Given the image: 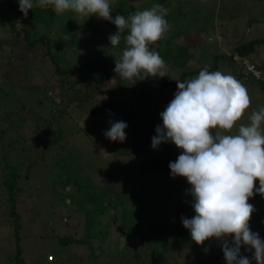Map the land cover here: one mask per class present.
Segmentation results:
<instances>
[{
  "label": "trees",
  "instance_id": "obj_1",
  "mask_svg": "<svg viewBox=\"0 0 264 264\" xmlns=\"http://www.w3.org/2000/svg\"><path fill=\"white\" fill-rule=\"evenodd\" d=\"M144 1L140 0L143 5ZM148 1L149 4L157 2ZM109 4L113 16L122 14L127 17L139 11L134 4L125 0H109ZM13 9L14 14L10 11L0 13V31H5L6 34L5 39L3 38L6 43L0 42V77L6 81L16 80L20 85L16 95L17 104L8 107V110H0V219L3 218V222L9 224L5 225L9 233L5 236L6 230L0 223V230L3 231V240L0 241V264H29L23 256L20 244L25 228L21 214L26 207L37 206L34 196L39 195L35 192L38 180L33 170L48 164V157L53 159V164L50 162L52 173L58 177V173L62 171L61 174L64 175V179L60 178L63 179V184L60 182L56 188L63 190L64 187L73 185L76 190L78 198L73 205L74 212L82 214L86 226L85 235L81 237H75L73 233L57 235L55 248L49 249L52 251H47L39 264H64L67 245L73 243L87 245L94 258L98 259L99 256L93 252L91 239L98 238L100 243L104 242L106 227L105 232L100 230V216L108 212H111L112 216V211L117 207L125 209L126 214L131 217L139 214L134 220L125 219L120 224V231L124 233L125 240L128 242L138 236L139 245L133 247L124 244L109 264H177L176 260L170 259L173 254L170 252L186 248L195 253L188 256L189 260L191 259L188 264H226L221 244L217 248L221 250V255L214 253L215 244L219 241L213 238L197 246L191 241L189 231L182 226L181 216L191 218L195 215L190 207L192 197L186 191V188L191 186L186 184L184 177H172L168 167L169 162H174L182 150L171 142L161 143L156 149L151 147V137L156 134L155 127L162 125L159 114L166 107L164 104L162 110L158 111L152 106L157 101H160L159 104L163 103V97L166 95L162 92L167 89L173 96L176 91L175 77L166 72L165 77L143 78L141 75L131 81L121 79L113 71L115 63L112 62L111 52L123 51L126 45L122 40L119 45L110 46L108 37L117 31L116 26L96 15L81 18L71 10L57 14L51 6H46L34 7L29 10L27 17H24L18 10V0L15 1ZM166 16L165 19L169 20ZM61 18H65L69 23L74 22L73 27L71 26L72 36L79 32L84 34L80 35L81 38L79 37L76 43H67L59 37L63 33L58 32L56 23L61 22ZM190 29L185 30L189 32ZM165 34L168 35V32ZM199 40L198 37L192 38L188 35L185 39L182 38L184 44L175 46L173 50L168 48L167 44H162L161 38L150 44L149 48L158 52L168 67L179 70L177 81L192 79L198 76L202 69L221 72L227 63L231 68V71H227L248 87V91L251 85L254 87L256 84L264 95V58L259 60L257 56H251L253 53L258 54L257 49L264 43V35L249 41L237 40L227 44L229 47L226 51H219L217 45H201ZM4 44H7L8 48L4 49ZM27 54L33 56L28 59ZM191 59L196 64L188 69ZM244 59L252 61L263 71H260L259 78L247 69L243 63ZM208 61L207 65L203 63L205 66L199 67L200 62ZM149 79L152 83L148 82ZM49 89L53 94H49ZM102 96H107V99L101 100ZM169 97L173 98L171 94ZM18 105L21 106L17 108ZM72 110L78 113L83 110L90 120L98 121L109 128L110 120H123L127 123L124 142L108 139L105 141L111 149V165L106 166L107 161L100 156V162L97 164L85 156L81 158V155L76 154L77 145L65 137L69 130L65 124V116L71 117ZM149 112H152L153 116L147 115ZM145 114L147 118L144 117ZM246 116L248 117V114H244L242 119L244 125H247ZM30 120L35 128L31 134L24 135L21 128ZM238 121L241 123V120ZM248 123L250 124L249 121ZM73 125L76 131L83 132L88 139H92L75 120ZM261 129L264 131V124ZM226 134L233 132L231 130ZM51 150L55 151L54 154H51ZM81 151L86 156L92 155L91 150L87 148ZM69 153H72V157ZM67 158L71 160L67 161ZM130 160L136 164L132 173L140 175L146 182L139 183L136 177L128 176L127 163ZM105 168L109 175L104 172ZM98 172V176L93 175ZM158 178L159 182H156ZM126 179H130V182L122 189L119 184L123 182L121 180ZM164 180L172 182L164 184ZM151 181L152 184H157V187L161 185V188L154 189L149 186ZM180 181L183 183L182 188L174 190ZM50 186L55 193L53 185ZM164 186L168 188L164 190ZM179 190H183L180 194L187 195L184 203L189 206L174 203L173 196ZM254 195L258 197V201L249 203L254 209L262 207L264 210V198L258 194ZM81 203L86 207H80ZM70 213L65 216L69 218ZM122 216H125V213H122ZM263 226L254 224L250 228L264 239ZM164 228L173 229L172 251H168L163 243ZM205 248H208L207 252L204 251ZM209 252L211 255L206 254ZM241 252L252 256V252H245L243 246ZM30 262L37 264L36 261ZM252 264H255V261H252Z\"/></svg>",
  "mask_w": 264,
  "mask_h": 264
},
{
  "label": "clouds",
  "instance_id": "obj_2",
  "mask_svg": "<svg viewBox=\"0 0 264 264\" xmlns=\"http://www.w3.org/2000/svg\"><path fill=\"white\" fill-rule=\"evenodd\" d=\"M18 4L24 17L34 7L46 6L57 14L71 10L81 18L96 15L116 26L108 37L110 46L122 40L126 45L113 69L121 79L166 76L164 59L149 48L171 28L165 19L169 9L161 4L127 17L113 16L109 0H18ZM250 103L247 89L234 76L202 69L195 78L176 81L172 100L159 114L162 125L151 137L153 149L171 142L182 150L168 165L172 177H184L191 186L187 192L195 215L181 216L182 226L197 246L213 238L221 242L226 264H264V239L250 228L255 209L248 202L254 194L264 198V107L251 113L250 124H241L238 134H226ZM109 124L105 138L124 142L127 123L110 120ZM100 151L106 154L103 148ZM242 246L252 252L251 257L242 254Z\"/></svg>",
  "mask_w": 264,
  "mask_h": 264
},
{
  "label": "rangeland",
  "instance_id": "obj_3",
  "mask_svg": "<svg viewBox=\"0 0 264 264\" xmlns=\"http://www.w3.org/2000/svg\"><path fill=\"white\" fill-rule=\"evenodd\" d=\"M15 1L16 0H0V2H2L0 3V13H2L3 11H10L11 14H14L15 9L13 8L15 7ZM125 2L134 4L139 9V11L150 9L155 4H161L163 7L168 8L169 15L166 16V18L169 19L167 20V22L171 26V28L167 31L168 35L164 34L162 38V44H167L168 48H171L173 50L175 46L184 44L182 43V38L185 39L186 37H188V35L192 38L198 37V39H200L199 43L201 45H217V49L219 51H226L229 47L228 45L230 43L232 44L236 42L237 40H240L241 42L249 41L264 35V0H157V2L153 1V3L150 4L148 0H145V5H143L144 3L140 2V0H125ZM71 22L72 23H69V21H67L65 18H61V22L56 23V27L59 33H63L59 36L62 40L66 41L67 43L74 44L76 43L75 41H77L79 37L81 38V36H83L84 34L79 32L76 36H72L73 32L71 31V26L73 27L74 22ZM186 28L191 29L189 30V32H186ZM172 34H176V36H174L175 38L171 36ZM169 35L171 37L168 38ZM5 36V31L3 32L1 30L0 42L3 41L4 43H6V41L4 40ZM167 40H170V42ZM2 47L4 49L8 48L7 44H4ZM257 50H259L258 54L256 55L253 53L251 56H257V59L259 60L263 59L264 43H262V45H260ZM31 55L33 56V54ZM31 55L27 54L26 56L29 59ZM121 55L122 51L120 50H114L113 52H111L112 62L115 63V59H120ZM248 62L253 65L254 69L262 71L261 69H258L252 61L249 60ZM188 63V69H191V67L196 64L193 59H191ZM203 63L207 65L209 61L207 63L200 62L199 67L205 66ZM249 69L251 70V68ZM222 70V73L230 74V72L227 70L231 71V68L226 63V65L223 66ZM166 72H170V74L175 77V81L178 80L177 76L179 70L167 66ZM4 79L5 78L0 77V110L5 111L9 109L8 107H13V105L17 104L16 95L18 89L20 88V85L16 83V80L6 81ZM190 79L191 78H189V80ZM148 82L152 83L151 79H149ZM250 87L251 89L249 91L247 90L251 100L250 106L249 108L245 109L244 113L242 114V118H240L241 123L238 121L237 124L234 125L232 129L233 134L238 132L239 126L242 124L244 114H248V117L246 116L245 123L249 124L248 121L250 122L251 113L254 110L258 111L261 107H264V95H262L261 88H259L256 84L254 85V87L252 85ZM245 88L249 89L248 87ZM48 92L49 94H53V91L51 89H49ZM162 93H164L163 95H166V97H163V103L159 104L160 101H157L155 103L156 105L154 104L152 106L154 110L161 111L164 104L165 106H167L168 103L172 100L169 97V94H171V97H173L172 93L168 89L163 91ZM20 106L21 105H18L17 108H19ZM81 112L82 113H78L75 110H72L70 114L71 117L65 116V124L67 125V127H69V130L67 131L65 137L70 139L71 143L77 145L75 147V151H78V153L76 154L81 155V158L85 156L92 162L94 161L98 164L101 157V159L107 161L106 166L111 165L113 161L111 149L108 147L109 144L105 142L107 138H105V136L103 135V133L107 131L109 127L105 124H101L98 121L90 120V118L83 110H81ZM147 115L153 116V113L149 112L147 113ZM147 115L145 114L144 117L147 118ZM74 120L78 126L84 128V130L87 132V135H90L92 139H88L87 136L83 134V132L75 130V127L73 125ZM263 124L264 123H262V125ZM34 128L35 125L33 121L30 120L27 121L25 125H23L21 131L24 135H29L32 133ZM86 148L88 150H91V156H86L81 151L83 149L85 150ZM101 148L104 149L106 154L101 153ZM54 152V150H51V154H54ZM70 155L72 157V153H69V156ZM60 158L61 160H63L62 157ZM69 160L71 159L67 158V161ZM47 161L49 162L45 166L40 167V169L33 170L38 180V183L35 187L37 188V191L35 192L39 195L34 196L37 206H34V208L26 207L21 214L22 221L25 224V228L23 229V238L20 244L23 248V256L25 257L26 261L29 262V264L31 263L30 261H36L37 264H39V262L41 263V260L43 259L45 253L47 251H52L49 249L55 248L54 242H56L57 235H61L64 233H73L75 237H81L82 235H85L84 227L86 226V223L82 217V214H80L79 212H74L75 207L73 205L77 202L78 198V195L75 193L76 190L74 189L73 185H70V187L72 188L64 187L63 190H58L56 186L60 184V182L64 179V175L61 174L63 172L61 171L60 173L58 171L59 173L57 177V175L52 173V167L50 168V165L53 164V159L51 157H48ZM148 165L149 163L147 164V166ZM135 166L136 164L131 162V160L127 163V170L129 171L128 176L136 177V181L138 180L139 183L146 182L145 179L140 177V175L132 173V168ZM106 170L107 168H105L104 172L109 175V171L106 172ZM98 174L99 172L93 175L98 176ZM61 177L63 178L62 180L60 179ZM129 180H121L123 182H121V184L119 185H121L122 189L130 182ZM152 182L153 181H151L149 186L153 187L154 189L161 188V185L157 187V184L154 185L152 184ZM156 182H159V178ZM163 182L164 184H170V182L172 181L164 180ZM61 183L63 184V182ZM50 184L53 185L55 193ZM254 184L256 185V187H258V180L255 181ZM182 186L183 183L182 181H180L178 182L174 190H178L182 188ZM163 188L165 190L168 187L164 186ZM189 188L190 187H187L186 191ZM176 193L177 194H174L173 196V198L175 197L174 203L181 205L185 204L184 200L187 195L180 194L183 193V190H179ZM254 196L255 197L253 198H249L248 202L258 201V197H256V195ZM183 206L187 207L189 206V204H185ZM80 207L86 206L84 205V203H81ZM70 212H72V214ZM66 213H70L69 218L65 216L67 215ZM122 213H125V216H122ZM110 214L111 212H108L107 214H103L100 216L101 225L99 226V228L100 230H103V232H105L106 229L104 242L100 243L98 238L91 239L93 244V252L95 255L99 256L98 259L94 258V255L87 245H77L73 243L67 245V248L65 250L66 260L64 264H76V262L78 263V261V264H109L111 258L113 259L116 257V254L121 249V247L124 246V244L133 247H137L139 245L138 236H135L127 242L125 240L124 233L120 231V224L123 220H134L139 216V214L137 216L135 215L131 217L130 215L126 214L125 209H122L121 207H117L115 210H113L112 216ZM166 215L169 216L168 214ZM0 223L3 225V228L5 230V225L9 226L8 223L3 222V218L0 219ZM254 224L264 225V210L262 207H257V209H255V211L251 215L249 225L251 227ZM2 232L3 231L0 230V241L3 240ZM162 232L163 243L166 244V248L168 249V251H172L173 248L171 246V237L173 229L164 228ZM7 234L9 233L6 230L4 235L6 236ZM220 244L221 242H216V250L214 253H219L221 255V250L217 249ZM0 246L2 245L0 244ZM170 253H173L172 255H170V259L173 258V260H176L177 264H188V262L191 260H189L188 256H193L195 254L188 248L177 249L175 250V252ZM206 254L211 255L210 252ZM76 259L77 261L75 262ZM47 260L50 261L48 257Z\"/></svg>",
  "mask_w": 264,
  "mask_h": 264
},
{
  "label": "built area",
  "instance_id": "obj_4",
  "mask_svg": "<svg viewBox=\"0 0 264 264\" xmlns=\"http://www.w3.org/2000/svg\"><path fill=\"white\" fill-rule=\"evenodd\" d=\"M248 61H249L248 59H244L243 60L244 65L248 67L247 69L251 71L257 78H259L261 76V72L259 70L254 69L253 65ZM249 68H251V70Z\"/></svg>",
  "mask_w": 264,
  "mask_h": 264
}]
</instances>
